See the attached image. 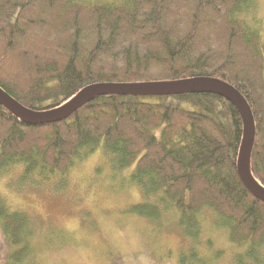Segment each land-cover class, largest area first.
Masks as SVG:
<instances>
[{"label":"trees","instance_id":"16d2710c","mask_svg":"<svg viewBox=\"0 0 264 264\" xmlns=\"http://www.w3.org/2000/svg\"><path fill=\"white\" fill-rule=\"evenodd\" d=\"M245 0H0V87L27 109H57L100 84L221 80L255 122L249 170L264 188V54L230 19ZM238 109L213 94L106 95L69 118L27 126L0 104V164L39 152L53 166L106 139L172 195L207 200L264 235V203L244 186Z\"/></svg>","mask_w":264,"mask_h":264},{"label":"clouds","instance_id":"9594fccd","mask_svg":"<svg viewBox=\"0 0 264 264\" xmlns=\"http://www.w3.org/2000/svg\"><path fill=\"white\" fill-rule=\"evenodd\" d=\"M230 19L264 54V0ZM0 264H264V235L207 200L181 202L99 138L60 166L39 152L0 164Z\"/></svg>","mask_w":264,"mask_h":264},{"label":"water","instance_id":"95a60500","mask_svg":"<svg viewBox=\"0 0 264 264\" xmlns=\"http://www.w3.org/2000/svg\"><path fill=\"white\" fill-rule=\"evenodd\" d=\"M213 94L230 101L239 111L244 125V135L238 158V174L246 189L264 203V188L249 170L251 149L255 137L253 114L244 97L221 80L189 79L174 82L146 84H100L86 87L65 105L50 111L37 112L25 108L0 87V104L27 126L60 122L69 118L92 98L106 95L173 96L177 94Z\"/></svg>","mask_w":264,"mask_h":264}]
</instances>
